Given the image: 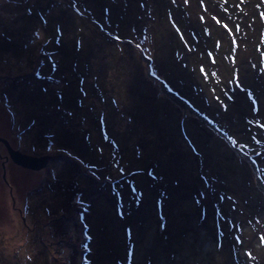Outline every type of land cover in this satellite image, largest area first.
I'll use <instances>...</instances> for the list:
<instances>
[{"label": "rangeland", "instance_id": "obj_1", "mask_svg": "<svg viewBox=\"0 0 264 264\" xmlns=\"http://www.w3.org/2000/svg\"><path fill=\"white\" fill-rule=\"evenodd\" d=\"M14 1L18 0H0V155H6L0 157V164L1 159H7L9 173H13L17 185L11 200L3 198L7 187L0 182V264H20L29 253L39 254L40 244L47 245L42 249L47 264H68L71 247L81 243L83 247L73 253L78 260H86L85 253L89 246L96 247L98 238L97 264H146L156 243L159 223L146 213V201L169 207V198L191 191V186L186 190L191 179L202 177L201 183L207 184L217 174L223 178L236 170L242 172L239 181L244 186H258L259 181H264V171H258L259 162L264 160V144L255 135L249 136V144L245 143L240 128H236L238 123L230 125L229 121L236 115L237 121L242 118L244 123L252 124V114L244 115L234 106L240 102L249 108L250 96L241 82L252 53L246 49L237 56L236 49H221L210 63L220 76L210 75L199 63L204 36L199 40L192 12L185 3L167 0L153 9L155 18L166 22L174 16L178 19L169 28L159 27L160 41L155 38L150 45L146 42V34L152 30H146V0H114L115 4L100 0L105 15L97 25L90 26L91 14L83 10L72 12L70 22H62L61 11L72 3L51 1L42 13L45 22L56 18L61 25L71 24L70 32H83L92 45L88 53L95 60L86 63V70L95 71L78 75L82 76L81 89L76 76L69 77L75 69L67 65L69 60L61 52L62 46L47 49V53L39 48L43 23L34 33L38 49L30 52L26 48L16 54L23 40L6 39V30L13 29L14 10L9 11L17 3ZM86 1L93 5L99 0ZM147 1L150 5L160 2ZM35 42L33 38L31 43ZM147 46L153 49L149 48L151 62L146 68ZM132 49L145 52L141 63L133 54H120ZM123 60L126 66L120 68ZM204 74L210 76L206 78ZM150 84L161 96L164 89L175 94L178 100L170 101L176 106L166 101L160 105L168 106L164 114H155L162 107L150 113L154 108L153 100L146 98ZM65 88L68 93L61 90ZM182 93L188 95L184 97ZM191 123L196 124L195 129ZM2 138L21 153L46 154L49 158L40 162L39 170L21 169L10 159ZM256 147L261 150L254 152ZM155 154L156 160L168 155V162L176 170L170 172L167 165L163 169L151 166L150 158ZM244 154L254 160L252 172L239 162ZM204 161L209 162L202 171ZM141 167L139 178H125ZM251 177L254 178L249 183ZM55 179L66 182L70 191L54 188ZM71 190L77 192L75 198ZM114 194L117 197L112 201L121 210L107 202ZM221 194L207 207L209 223L220 232L230 233L231 237L225 236L226 242L237 240L235 231L243 239L247 224L264 209V197L258 195L261 205L253 212L243 209V213L236 214L230 198ZM245 202L241 199L238 205L245 207ZM248 205L251 208L250 202ZM182 216L189 222L194 220L188 213ZM55 218L60 220L53 222ZM90 223L98 226L95 231ZM164 226L169 230L164 232V246L166 238L173 241L182 236ZM247 230L251 233L250 228ZM158 256L168 259L164 251Z\"/></svg>", "mask_w": 264, "mask_h": 264}, {"label": "trees", "instance_id": "obj_2", "mask_svg": "<svg viewBox=\"0 0 264 264\" xmlns=\"http://www.w3.org/2000/svg\"><path fill=\"white\" fill-rule=\"evenodd\" d=\"M53 0H18L14 1V6L9 12H13V27L12 32L6 30V39L12 37L20 38L23 40L21 45H18V50L16 54L26 48L30 49V52L38 49L35 32L38 31L39 23H43L44 34L40 38L41 44L38 45L42 48L45 53L49 50L47 49H57L62 46L64 49L61 50L65 57L68 58V63L70 67L74 68V72L69 77L76 76V83L80 85L83 89L81 78L78 76L80 73L86 74L88 72H94L93 69L86 70V63L95 60V57L88 53V50L92 47L86 40L88 35L81 31L70 32L71 24L64 25L72 20L71 13L83 10V13H90L89 17L91 23L90 25H97L99 20H102L105 15V11L100 8V0L93 5L89 4L85 0H68L71 5L66 6L62 11L61 21L65 22L63 25L59 24L58 20H50L49 23L45 22L42 18V13L49 8ZM110 1L111 4H115L114 0ZM153 5H150L146 0V30L150 27L152 30L150 33L146 34V42L152 44L157 38L159 41V27H167L172 23L177 24V16H174L172 20L166 22L161 18L153 17V9L158 6L161 2L167 0H159ZM183 2L190 9L186 8L188 11L192 12L193 25L198 28V38L204 36V44L201 47L199 54V63L202 67L208 69L209 74L214 77H219L220 72L214 71L216 67H211L214 57L221 49H236V55L239 56L246 49L252 53V58L247 62L244 69V82H241V86L247 88L248 94V105H244L240 102L235 103V107L238 111H241L246 115L248 112L252 114L251 120L252 124H246L241 118V122L237 121L236 115L230 116V125L238 123L236 128H240V134L245 139V143H250L249 136L255 135L264 144V0H197L195 3L193 0H172V2ZM85 2V3H84ZM88 6V7H87ZM90 6V8H89ZM8 12V13H9ZM194 12L197 13V19ZM57 21V22H56ZM35 38V44L31 43ZM83 38V43L80 45L81 39ZM29 41V42H28ZM137 42L139 40H136ZM26 42H28L26 44ZM149 48L152 51L153 47H146V68L150 66L151 59L149 58ZM20 50V51H19ZM155 52V50L153 51ZM120 54H133L139 60L140 63L142 58L145 56L143 50H129L124 53L120 51ZM157 55V51L155 52ZM164 56V52L162 51ZM86 57V58H85ZM45 61V60H44ZM85 65V66H84ZM232 65V63H231ZM126 66V61L123 60V64L120 68ZM141 66V64H140ZM45 70L40 73L43 74ZM204 74L203 76L208 78L210 75ZM234 81V78L232 79ZM10 80V84L12 85ZM253 87V88H252ZM68 93V89H61ZM184 97L188 94L182 93ZM146 98L152 99V106L154 107L150 110L153 113L158 107H162L160 113H155L158 115L164 114L166 110L165 105L169 102L172 106H176L171 103L170 100H178L176 95L169 90H163L162 96L159 90L150 84L149 92L146 93ZM167 101V102H166ZM186 106V104H184ZM242 107V108H241ZM221 113L217 111L216 114ZM224 116V114H223ZM223 118V117H221ZM196 122L195 119H193ZM254 122V123H253ZM194 125V126H193ZM191 128L195 129L196 124L191 123ZM249 139V140H248ZM261 150V148L256 147L254 152ZM193 154V153H192ZM145 155V153H143ZM158 155L155 154L150 158V165L155 168L163 169L166 165L167 168L170 167V172H174L176 168L171 166L168 162L170 158L168 155L161 156L163 158L157 159ZM258 157L255 156V159ZM184 160L188 158H183ZM207 159V158H206ZM146 160V158H145ZM209 162V161H208ZM207 161H204L201 170L204 171L208 165ZM245 168L252 172V167L255 168L254 160H251L247 154H244L242 158L239 159ZM22 169V166H17ZM141 167L139 170L129 173L125 178H139L142 175ZM195 170V169H194ZM193 170V171H194ZM199 170V175L201 173ZM259 174L264 171V160L259 162L258 166ZM237 173L231 171L230 175L220 177L218 174L213 176L212 179L207 184H202L200 180H192L190 185L186 190L192 188L191 191L182 192L179 195L169 198V207L164 206V204L158 201H146L145 209L146 213L151 214L159 223L157 226V239L156 243L152 247V253L149 252V256L146 259V264H264V209L261 211L260 215L252 223L247 224L242 234L243 239H241L239 232H234V238H237L234 242L229 239L225 241V236H230V233L226 230L224 232L218 231L213 224L209 223V215L207 216V207L209 206L210 200L218 198L221 196L222 192L224 195L228 196L235 205V212L243 213V209H250L252 212L261 205V199L258 195L264 197V181H259L258 186L252 183L251 177L249 186H244V183H240L239 176L242 174L240 170H236ZM12 173V172H11ZM13 174V173H12ZM216 174V173H215ZM13 176V175H12ZM264 179V178H263ZM54 181V188L62 190L68 193V189H71L66 182L58 180ZM58 181V182H57ZM73 181V180H72ZM124 180L121 179V182ZM218 189H217V187ZM215 191L212 190V188ZM217 189V191H216ZM55 191V190H54ZM159 191V189H157ZM156 192V191H155ZM76 191L71 190V197H76ZM39 194V193H38ZM117 197L116 194L108 197V204L121 210L118 204H115L112 199ZM86 199V197H85ZM241 199H246L247 202L245 207H240L238 201ZM252 206L249 208L248 203ZM188 204L190 206H188ZM53 204H50V208ZM30 209L31 207L26 206ZM48 212L47 209H45ZM96 209L91 211V217L95 213ZM182 213H188L193 217V221L189 222L183 218ZM106 220V219H105ZM91 224V228L96 230L98 227L95 224ZM169 226V229L174 231L176 234H182L177 240H169L166 238L164 246V232H168L165 226ZM146 226V225H145ZM247 227L250 228L251 233L248 232ZM219 233V234H218ZM221 234V235H220ZM95 235V232H94ZM32 239V238H31ZM249 242L245 244L243 241ZM41 250L39 249V254H34L32 252L28 254L27 258H23L20 264H47L42 256V249L44 245L40 244ZM83 247V243L80 246L71 247L72 251L68 255V264H94L99 261V248H100V238H98L96 247L89 246L88 253H85L86 260H82V257L78 260L73 253L79 248ZM160 251H164L168 259L163 260L162 257L159 258L158 254ZM87 254V255H86ZM162 254V253H161ZM81 255V254H80ZM96 256L97 258H95ZM104 256H101V258ZM56 260V258H54ZM7 263H10L9 261ZM62 262L56 264H61ZM51 264V263H48ZM54 264V263H52Z\"/></svg>", "mask_w": 264, "mask_h": 264}, {"label": "water", "instance_id": "obj_3", "mask_svg": "<svg viewBox=\"0 0 264 264\" xmlns=\"http://www.w3.org/2000/svg\"><path fill=\"white\" fill-rule=\"evenodd\" d=\"M3 143L7 147V151L9 152L10 159L20 166L26 167V168H36L39 170V167L41 166L40 162L42 160H45L46 158H49L47 155H41V156H33L26 153H21L20 151L12 149L8 142L4 139Z\"/></svg>", "mask_w": 264, "mask_h": 264}, {"label": "flooded vegetation", "instance_id": "obj_4", "mask_svg": "<svg viewBox=\"0 0 264 264\" xmlns=\"http://www.w3.org/2000/svg\"><path fill=\"white\" fill-rule=\"evenodd\" d=\"M1 147L2 143L0 142ZM3 155H0V157ZM6 155H4L3 157H5ZM9 159V158H8ZM1 164H0V182L7 187V196L3 197V198H10L11 200L13 199V196L15 195L16 192V187H14L11 184V180L13 179L12 177V173H9V164L7 163V159H1ZM13 188V189H12Z\"/></svg>", "mask_w": 264, "mask_h": 264}, {"label": "clouds", "instance_id": "obj_5", "mask_svg": "<svg viewBox=\"0 0 264 264\" xmlns=\"http://www.w3.org/2000/svg\"><path fill=\"white\" fill-rule=\"evenodd\" d=\"M3 139V138H2ZM4 140H6L7 142H8V140L6 139V138H4ZM8 144L10 145V143L8 142ZM11 146V145H10ZM27 154V153H26ZM31 155V154H30ZM42 155V154H41ZM46 155V154H45ZM40 156V155H39ZM13 162V161H12ZM14 163V162H13ZM15 164V163H14ZM14 177V176H13ZM16 183V181L14 180V179H12L11 180V184L14 186V187H16L17 188V185L15 184ZM10 199V198H9ZM63 215V214H62ZM53 222H57V221H59L60 220V218H55V219H51ZM44 246H47V245H44ZM79 246H80V244H79ZM74 247H76V246H74Z\"/></svg>", "mask_w": 264, "mask_h": 264}]
</instances>
